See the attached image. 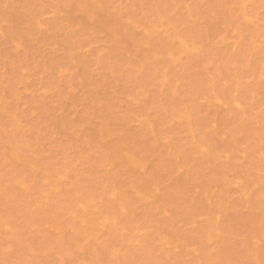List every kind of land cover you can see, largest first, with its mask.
Listing matches in <instances>:
<instances>
[{
    "label": "rangeland",
    "instance_id": "rangeland-1",
    "mask_svg": "<svg viewBox=\"0 0 264 264\" xmlns=\"http://www.w3.org/2000/svg\"><path fill=\"white\" fill-rule=\"evenodd\" d=\"M0 264H264V0H0Z\"/></svg>",
    "mask_w": 264,
    "mask_h": 264
}]
</instances>
